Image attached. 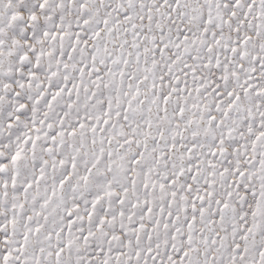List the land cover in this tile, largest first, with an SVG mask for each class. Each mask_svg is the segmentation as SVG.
I'll list each match as a JSON object with an SVG mask.
<instances>
[{"label": "snow or ice", "instance_id": "6c2138e0", "mask_svg": "<svg viewBox=\"0 0 264 264\" xmlns=\"http://www.w3.org/2000/svg\"><path fill=\"white\" fill-rule=\"evenodd\" d=\"M0 264H264V0H0Z\"/></svg>", "mask_w": 264, "mask_h": 264}]
</instances>
